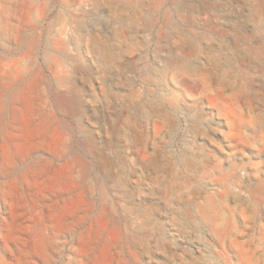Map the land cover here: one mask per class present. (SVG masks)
<instances>
[{"label":"rangeland","instance_id":"rangeland-1","mask_svg":"<svg viewBox=\"0 0 264 264\" xmlns=\"http://www.w3.org/2000/svg\"><path fill=\"white\" fill-rule=\"evenodd\" d=\"M80 4L0 0V264H264V114L251 96L222 98L223 123L207 139L218 178L195 190L203 211L191 219L179 211L189 204L183 195L173 209L145 208L73 151L70 137L49 132L61 107H45L57 99L59 38L92 12L72 10ZM182 136L177 129L178 151ZM241 164L243 177L229 171ZM221 181L242 194L222 212L213 199Z\"/></svg>","mask_w":264,"mask_h":264},{"label":"clouds","instance_id":"clouds-1","mask_svg":"<svg viewBox=\"0 0 264 264\" xmlns=\"http://www.w3.org/2000/svg\"><path fill=\"white\" fill-rule=\"evenodd\" d=\"M88 8L59 38L57 99L45 107H61L49 132L122 180L124 197L157 211L183 195L189 204L179 211L196 218L195 190L218 178L207 139L223 123L222 98L251 96L264 114V0H81L72 10ZM244 167L229 171L243 177ZM239 195L227 182L213 185L221 212Z\"/></svg>","mask_w":264,"mask_h":264}]
</instances>
